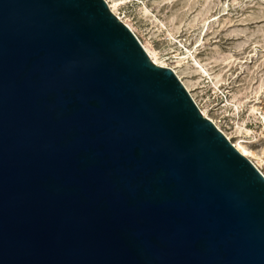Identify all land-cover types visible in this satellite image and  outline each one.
<instances>
[{
  "label": "water",
  "instance_id": "95a60500",
  "mask_svg": "<svg viewBox=\"0 0 264 264\" xmlns=\"http://www.w3.org/2000/svg\"><path fill=\"white\" fill-rule=\"evenodd\" d=\"M0 264H264V175L106 0H0Z\"/></svg>",
  "mask_w": 264,
  "mask_h": 264
},
{
  "label": "rangeland",
  "instance_id": "374dc122",
  "mask_svg": "<svg viewBox=\"0 0 264 264\" xmlns=\"http://www.w3.org/2000/svg\"><path fill=\"white\" fill-rule=\"evenodd\" d=\"M108 1L120 3L116 12L139 40L177 71L194 101L232 141H243L264 172V57L256 61L264 53V0ZM193 57L207 75L192 71Z\"/></svg>",
  "mask_w": 264,
  "mask_h": 264
},
{
  "label": "bare ground",
  "instance_id": "6f19581e",
  "mask_svg": "<svg viewBox=\"0 0 264 264\" xmlns=\"http://www.w3.org/2000/svg\"><path fill=\"white\" fill-rule=\"evenodd\" d=\"M106 2H107V4L109 5V8L111 9V11L123 22V23H125L133 32H134V30L132 29V27L128 24V23H126L123 19H122V17L116 12V9H117V7H118V5L120 4V3H118V2H114V3H110L108 0H106ZM218 18H215V19H213L212 21H210V23L211 22H213L214 20H217ZM210 23H208L206 26L207 27H205L204 28V34L206 33V32H208L209 31V29H210ZM219 24V23H218ZM134 34H135V32H134ZM136 35V34H135ZM138 38V37H137ZM139 39V38H138ZM140 41V40H139ZM140 43L142 44V46L144 47V49H145V51L148 53V55H149V57H150V59L153 61V63H155L156 65H159V66H162V67H170L171 69H173L174 70V72L177 74V76L179 77V79L182 81V83L185 85V87H186V89L189 91V93L191 94V96L193 97V99L195 100V98H194V96H193V94L190 92V89H189V87L187 86V84L182 80V78L180 77V75L177 73V71L172 67V66H168V64L167 63H165L163 60H161L160 58H158L157 57V54L154 52V51H152L151 49H149L144 43H142L141 41H140ZM199 48H197L195 51L197 52V53H199V50H198ZM263 57H264V53L263 54H261V56L260 57H256L257 58V62L258 61H260L261 59H263ZM192 68H193V72H195L196 74H199L200 76H203V75H207V72H206V70L204 69V67L200 64V62L198 61V60H196V58L195 57H193L192 58ZM219 84H221V79L220 78H218L217 79V81L214 83V85H215V87L216 88H219ZM196 101V100H195ZM197 103V102H196ZM197 105H198V107H199V109L201 110V112H202V114L205 116V117H207V118H209L217 127H218V129H220V127L216 124V122H215V120L212 118V117H210V116H208V114L206 113V111L205 110H203L200 106H199V104L197 103ZM252 113L254 112V108H253V110L251 111ZM221 131H222V129H220ZM223 133H224V135L231 141V143H233V145H234V147L240 152V153H242L244 156H246V157H248L253 163H254V165L260 170V168L258 167V165H257V163L256 162H254V160L251 158V151H249L243 144H242V142L243 141H232L231 140V138L224 132V131H222ZM261 172H262V174L264 175V172L262 171V170H260Z\"/></svg>",
  "mask_w": 264,
  "mask_h": 264
}]
</instances>
